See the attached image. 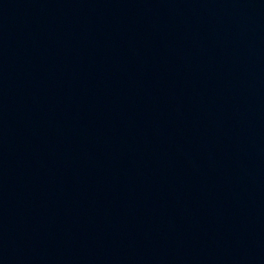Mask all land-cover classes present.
I'll return each instance as SVG.
<instances>
[{
    "label": "water",
    "instance_id": "1",
    "mask_svg": "<svg viewBox=\"0 0 264 264\" xmlns=\"http://www.w3.org/2000/svg\"><path fill=\"white\" fill-rule=\"evenodd\" d=\"M0 264H264V0H0Z\"/></svg>",
    "mask_w": 264,
    "mask_h": 264
}]
</instances>
